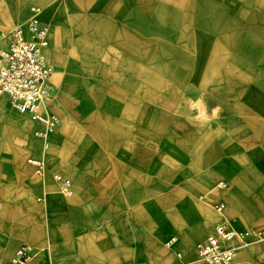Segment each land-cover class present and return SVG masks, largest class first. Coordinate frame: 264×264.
Returning <instances> with one entry per match:
<instances>
[{
	"label": "rangeland",
	"instance_id": "374dc122",
	"mask_svg": "<svg viewBox=\"0 0 264 264\" xmlns=\"http://www.w3.org/2000/svg\"><path fill=\"white\" fill-rule=\"evenodd\" d=\"M150 1L87 0L77 26L48 28L76 173L169 241L205 237L207 193L235 225L264 227V0Z\"/></svg>",
	"mask_w": 264,
	"mask_h": 264
},
{
	"label": "crops",
	"instance_id": "0c3cea01",
	"mask_svg": "<svg viewBox=\"0 0 264 264\" xmlns=\"http://www.w3.org/2000/svg\"><path fill=\"white\" fill-rule=\"evenodd\" d=\"M115 1L121 2L126 11H136L137 2L151 3ZM86 4L87 0H0L1 49L8 45L6 33L24 23L32 15V7L39 8L38 19L47 29L45 57L52 67L50 83L55 92L47 110L58 118L55 108L60 87L52 80L54 68L49 62L58 39L55 30L77 26L74 21ZM48 28L55 30L49 33ZM39 127V123L15 111L7 96L0 94V258L4 262L19 245L27 244L31 247L27 264H204L197 258L195 245L205 239L221 217L237 230L255 229L235 225L224 200L207 193L204 198L212 207L223 203L224 209L219 214L213 207L215 218L205 237L199 241L191 237L169 241L167 232L153 226L147 214L123 207L118 192H105L103 181L95 176L88 181L79 177L76 172L84 165L73 160L67 133L60 124L49 134L46 148L34 135ZM263 139L259 136L254 144ZM30 158L43 162L41 174L35 173V166L28 163ZM262 164L264 158L253 165ZM54 173L70 179L72 193L60 192ZM219 181L225 182L214 179L212 190L217 189ZM260 250L258 244L240 249L228 264H264Z\"/></svg>",
	"mask_w": 264,
	"mask_h": 264
},
{
	"label": "built area",
	"instance_id": "2783aa9c",
	"mask_svg": "<svg viewBox=\"0 0 264 264\" xmlns=\"http://www.w3.org/2000/svg\"><path fill=\"white\" fill-rule=\"evenodd\" d=\"M32 15L6 33L8 45L0 48V94H5L10 106L20 114L27 115L40 127L34 135L47 147V139L59 125V118L47 110L55 99L54 88L50 83L52 67L45 57L48 46L47 29L38 19L39 8H31ZM35 166V173L41 174L44 164L39 159H28ZM59 183L62 194L71 193L70 179L59 173L53 174ZM219 181L217 186H224ZM215 211L222 214L223 203L213 205ZM260 245L259 252L264 259V227L258 229L237 230L224 217L213 226L210 233L195 245V253L204 264H228L236 253L243 248ZM180 256V253H176ZM31 259V247L19 245L7 262L0 258V264H27Z\"/></svg>",
	"mask_w": 264,
	"mask_h": 264
}]
</instances>
